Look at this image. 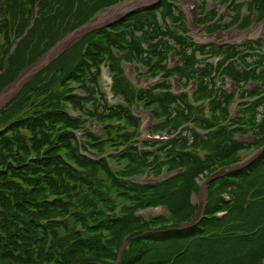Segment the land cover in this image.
<instances>
[{"label": "trees", "instance_id": "obj_1", "mask_svg": "<svg viewBox=\"0 0 264 264\" xmlns=\"http://www.w3.org/2000/svg\"><path fill=\"white\" fill-rule=\"evenodd\" d=\"M124 1L26 0L27 8L19 0H0V53L2 34L7 45L3 55L12 49L7 60L0 57V94L64 34ZM162 1L153 11L132 14L112 27L85 35L92 37L84 56L64 72L62 80L63 89L69 92H73L72 83L78 85L79 94L58 93L55 104L45 106L46 110L42 104L19 114L26 124L21 128L32 133L27 132L35 161L27 165L25 161H6L10 151L1 150L0 144V264H264V152L246 167L230 171L244 162L243 153L264 146V111L259 120L249 113L259 111L256 104L264 87L254 95L245 89L250 81L263 85L264 41L243 46L196 43L188 32L177 33L169 27L167 17L171 15L175 26L183 17ZM228 1L232 11H237L239 0ZM249 2L259 21H264V0ZM34 8L38 9L36 15ZM238 21L239 17L233 24ZM250 24L248 16L240 27ZM222 29L226 31L228 26ZM114 50L154 72L153 79L162 75L149 88L140 89L136 99L151 107L157 121L152 133L166 139L153 138L141 142V147L139 143L130 146L123 152L128 163L123 171L111 170L104 158L95 161L84 155L87 151L81 149L76 134L84 121L60 106L66 99L65 103L82 116L95 118L104 112L106 118H128L140 131L141 122L128 107L107 106L100 97L102 65L106 59H114ZM169 51L180 57L181 66L169 67ZM68 55H60L52 68L63 64ZM215 56L223 59L218 66L205 61ZM151 58L156 59L154 63ZM215 71L240 88L242 99L255 97V101L239 104L240 114L235 118L229 114L235 92L215 87ZM174 76L178 77L179 93L175 92ZM191 79L198 82L193 95L210 99L209 105L225 116V123L215 121L213 113L210 117L195 113L186 90ZM27 89L23 97L35 91ZM85 102H92L98 113L93 115ZM249 134L260 143L241 140ZM87 136L88 141L95 138L90 132ZM14 137L22 145L24 135L16 131ZM201 150L205 151L203 157L199 156ZM20 165L21 170L17 168ZM94 167L102 168L116 194L132 200V205L121 206L119 211L110 209L91 224L73 228L67 219V199L75 184L82 182L84 172ZM164 167L167 174H175L157 179ZM22 170L27 176L19 172ZM148 171L155 182L134 181ZM199 176L208 181L205 206L193 199L192 192H201ZM30 177L34 182L29 188L19 182L31 181ZM43 188L47 191L33 192ZM48 195L54 198L49 200ZM49 204L55 207L49 209ZM160 206L167 214L145 219L138 213Z\"/></svg>", "mask_w": 264, "mask_h": 264}, {"label": "rangeland", "instance_id": "obj_2", "mask_svg": "<svg viewBox=\"0 0 264 264\" xmlns=\"http://www.w3.org/2000/svg\"><path fill=\"white\" fill-rule=\"evenodd\" d=\"M133 1L135 0H126L116 6L120 7L123 4L131 3ZM159 1L160 0H156L155 2L146 6H151L152 8L155 5V7L153 8L154 10L159 5ZM249 1L250 0H239V3H237L238 10L235 12L232 11V4L228 0H163L162 2H167L168 6L172 7L176 14L183 17L182 19H180V23L178 26L174 25V20L172 19L171 15L166 18L169 27H171L177 33H181L182 30L186 33L188 32V36L191 37L196 43L204 45L218 44L221 46H243L248 42L256 43V41H264V21H259L258 13L256 10L250 8ZM19 2H22L27 8H29L26 0H19ZM33 10L34 15H36L38 9L34 8ZM108 10H101L86 24H89L95 18L103 16V13L107 12ZM132 11L133 10L129 11L125 15L123 14V16H126L127 14V16L136 14L132 13ZM149 11L144 9V11L142 10L139 13ZM123 16L106 24L112 27L114 24L121 22V18ZM248 16H250L251 24L248 28L242 29L240 25ZM238 17V23L233 24L234 20ZM157 19L161 20V17L158 16ZM33 21L34 20L31 21L30 25H32ZM147 21L150 22V19H147ZM90 26L87 27L88 29L86 28L82 31L79 30L80 32H78L77 30L81 27L74 30V32L72 31L64 34V36L61 37V39L54 47L46 51L39 60L30 65L25 71L23 70L12 84L6 87L1 92L0 97L9 88L13 87L16 84L21 75L30 70L31 67L35 64L37 65L61 42H63L72 34L79 33V35L73 41L63 47L45 64L33 71L17 88V90L11 96H9L4 104L0 106L1 150L10 151V154L5 157L6 161H25L27 165L30 164L33 160L35 161L36 158L34 157L35 155L33 153V147L29 144L28 141L29 135L27 132H29L31 135L32 133L26 128H21V126L24 127L26 125L22 122V118L19 116L21 112H32L33 110L39 108L42 104L44 105V107H50L51 105H54L56 94L58 93L65 94L66 96L69 94H79V86L74 83L71 84V90H73V92H69V90L63 89L62 80L64 72H68L73 67V63L76 61V59L84 56L83 51L87 47L86 43L90 41L92 36L86 38V34H82L84 32H87V30L92 29L90 28ZM222 26H228V29L224 31L222 29ZM105 27L107 26L99 25V27H95L96 30L94 31H99L101 29H104ZM1 38L2 51L0 53V57L7 60L8 55L10 54L12 49L7 55H3V52L7 50V45H5V38L3 34L1 35ZM143 47L147 49V46L145 44H143ZM64 53H69L65 62L60 66L56 65V68L53 69L51 65H55V61L59 60L60 55L62 56ZM113 56L114 59H106L102 65V76L99 82L100 97L104 99L105 105L107 106L123 105L128 107L131 110L132 114L141 122L139 132H137V128L135 126L136 123H131L128 118H106L103 115L104 112H102L99 117L95 118L82 116L81 112H76L70 104L65 103L66 99L60 101V106L68 110L71 116L80 118L84 121L82 129H77L78 131L76 130L81 149L83 150V152L84 149H86L87 151L84 152L85 154H83L87 158H91L95 161H100L101 158H104L111 170L123 171L128 164L122 158L123 152H125L130 146H136L137 143H139V146L141 147V142L156 138V136L152 133V128L157 124V121H154L153 115L152 113H150L151 107L144 106L142 101L137 100L136 94L140 89L149 88L155 80H161L162 75L160 74L156 79H153L154 72L148 71L147 68L140 63L127 61L120 51L114 50ZM168 56V65L171 69H173V67L181 66V59L174 51H169ZM221 58L222 57L220 56H215L205 61L211 62L215 64V66H218L219 62L223 61V59ZM151 60L154 63L156 59L151 58ZM48 69L52 70L49 73H46V70ZM177 78L178 77L174 76V78H172V81L175 86V92L179 93L181 89ZM213 79L215 87L217 89L226 90L230 93L235 92V101L229 107L230 118L239 116L240 103H242L243 101L247 102L249 100L255 101V97L252 96H248L247 99H242V91L240 90V88H237V86H235L234 83L230 81V79L226 78L224 75H221V73L215 71L213 74ZM27 87L35 88V91L27 92V94L23 97L24 92L28 91ZM260 87H264V80L263 85H260L257 82L250 81L245 89L248 90L249 95H254L260 91ZM197 88L198 82L193 79L189 80L188 88L186 90H188V93L190 95L189 100L191 103V107L194 109L195 113L202 114L206 117H210L211 113H213L215 121L219 123H225V116L220 113L216 109V107H211L209 105L211 103L210 99H198L197 96L193 95ZM21 92L22 98L20 97ZM257 103L258 104H256V106H258L259 111H249V113L251 117L259 120L261 119L262 112L264 111V94L260 97ZM84 104L86 108H88L92 112L93 115L98 113V111L95 110V107H93L92 102H85ZM46 107L44 108L45 110L47 109ZM18 117L20 118L19 123H14L15 120L18 119ZM166 125L169 126L168 122L166 123ZM47 128H50V126ZM16 131L21 132L24 135L22 145L18 144L17 139L14 137ZM87 132H90L93 136H95V138L91 141H88ZM5 135L13 139L6 140L4 139ZM136 135H138V137H136ZM159 138H163V136H160ZM241 140L244 142H252L255 144L260 143V141H258V138L251 134L247 135L245 138H241ZM57 147L61 148L64 147V145H57ZM255 148L243 153L244 162L242 163L240 168L246 167L264 152V146L259 150H257V147ZM259 152L261 153L258 154ZM204 154L205 151L201 150L199 156L203 157ZM236 167L237 165L233 166L230 171L235 170ZM17 168L21 170L22 165L18 166ZM230 171L226 173H229ZM19 172H22L24 176H27L24 170ZM174 174L175 173L167 174V170L164 167L161 170L160 177L157 179L163 180L165 177H167L168 179ZM152 175L153 173L148 171L144 176L138 179H134V181L145 184L155 182L152 180L156 178H154ZM200 176L197 180L201 179V192L199 195L195 194L194 192H192V194L194 202L200 204V206L201 204L205 206L207 199V192L205 189L206 178L203 179V177ZM29 180L31 181L19 182L21 183V185L23 184L26 188H29V186L34 182V179L30 177ZM82 182L75 184L74 190L71 192L70 197L67 199L70 202V211L67 219L68 223L73 228H81L84 225L91 224L96 218H98L103 213L108 212L110 209L115 208L116 211H119L121 206L132 205V200L119 197L116 194L115 188L112 186L109 177L100 167H94L85 171ZM92 183L94 184V186ZM42 191L46 192L47 188L34 190L33 192L40 193ZM48 198L49 200H52L54 197L48 195ZM54 207L55 204L48 205L49 209ZM57 211L58 210L56 209L54 213H57ZM138 213L145 219H148L150 216L167 214V209L163 206H160L157 208L140 210ZM198 213L199 211L196 212V216L198 215Z\"/></svg>", "mask_w": 264, "mask_h": 264}, {"label": "bare ground", "instance_id": "obj_3", "mask_svg": "<svg viewBox=\"0 0 264 264\" xmlns=\"http://www.w3.org/2000/svg\"><path fill=\"white\" fill-rule=\"evenodd\" d=\"M155 1L156 0H135V1L131 2V3L123 4L120 7H117L116 6L115 8H112V9L108 10L107 12H104L103 13V16L97 18L91 24L92 26H90V25L89 26L92 29L95 28V27H97V26L99 27V25H104V24H106V23H108L110 21H113L115 19L117 20L119 17L123 16V14L125 15L129 11L133 10L134 8H136L138 5H140V6H146V5H150L151 3L155 2ZM81 33H83V32H81ZM78 35H79V33H74L71 36H69L67 39H65L63 42H61L51 53H49L48 55H46L35 67H33L32 69L28 70L23 75H21V77L16 82V84L13 87L9 88L0 97V106L4 104V102L9 98V96H11L17 90V88L25 81V79L33 71H35L36 69H38L39 67H41L43 64H45L50 58H52L55 54H57L63 47H65L71 41H73Z\"/></svg>", "mask_w": 264, "mask_h": 264}, {"label": "water", "instance_id": "obj_4", "mask_svg": "<svg viewBox=\"0 0 264 264\" xmlns=\"http://www.w3.org/2000/svg\"><path fill=\"white\" fill-rule=\"evenodd\" d=\"M160 1H161V0H160ZM160 1H159V3H160ZM154 7H155V5H154ZM154 7L151 8V6H150V7H149V6H143V7L138 6V7H136L135 9H133L132 13H139V12H141L142 10L144 11V9L149 11V10H152ZM127 15H128V14H127ZM127 15H126V16H127ZM123 17H125V16H123ZM123 17H122V18H123ZM122 18H121V19H122ZM96 19H97V18H95L94 20H92V22H90L89 24H87V25H85L84 27L80 28L79 30L82 31L83 29H86V28H87L89 25H91ZM104 26L109 27L107 24H104ZM79 30H77V31L80 32ZM94 30H96V28H93V29L87 30V32H84L82 35L87 34V33H89V32H92V31H94ZM35 65H36V64H35ZM35 65L32 66L31 69H32L33 67H35ZM260 153H261V152H260ZM260 153H258V154H260Z\"/></svg>", "mask_w": 264, "mask_h": 264}]
</instances>
